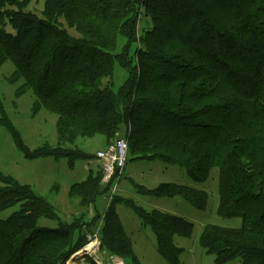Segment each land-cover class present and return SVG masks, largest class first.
<instances>
[{
	"label": "trees",
	"instance_id": "1",
	"mask_svg": "<svg viewBox=\"0 0 264 264\" xmlns=\"http://www.w3.org/2000/svg\"><path fill=\"white\" fill-rule=\"evenodd\" d=\"M0 0V66L10 61L15 96L29 91L33 113L54 114L56 145L28 149L4 119L26 158L64 157L72 168L95 154L74 146L100 134L122 138L129 159L180 166L194 183L217 172L216 212L238 227L204 225L198 242L213 264H264V0ZM70 29L73 32H70ZM118 38H124L117 49ZM133 47V48H132ZM126 72L113 89V66ZM100 164L70 184L81 209L62 220L31 186L0 173V264H65L87 242L99 216L86 210L105 193ZM141 194L180 197L205 209L208 193L190 184L137 185ZM130 208L154 235L156 250L180 264L193 223L160 209L113 196L99 230L101 249L124 264H142L125 234L116 205ZM42 219L55 227L38 226ZM97 264L88 256L75 257Z\"/></svg>",
	"mask_w": 264,
	"mask_h": 264
},
{
	"label": "rangeland",
	"instance_id": "2",
	"mask_svg": "<svg viewBox=\"0 0 264 264\" xmlns=\"http://www.w3.org/2000/svg\"><path fill=\"white\" fill-rule=\"evenodd\" d=\"M43 4L44 0H30L25 10L40 15ZM70 32L73 31L70 29ZM123 42L124 38H118V50ZM12 70L13 65L10 61L0 66V119L12 124L18 131L23 144L30 150L45 144L55 146L57 142L56 116L44 109L33 113L31 104L34 97L29 91L19 97L15 96L16 84L8 81ZM126 77V72L115 62L111 87L117 89ZM104 144V137L96 134L91 138H77L74 146L93 154L97 149L104 148ZM89 160H77L70 168L64 157L46 155L33 159L26 158L5 125L0 122V173L11 175L18 182L31 186L36 193L44 196L55 207L62 220H69L73 214L81 210L77 205V199L68 195V189L70 184L85 178L86 164ZM125 164V172L114 187L112 197L119 195L131 199L136 205H141L146 209L155 206L156 209L182 216L191 221L193 229L190 237H174L175 245L183 248L179 257L180 264H213V255L207 254L198 242L204 225L208 223L223 227L240 225L238 217H221L216 212L218 170L212 168L206 181L194 183L186 174L185 169L180 166L168 165L160 161L129 159L128 155ZM160 182L190 184L205 190L208 193L206 208L196 209L180 197L157 198L141 194L137 190V185L151 188ZM112 189L113 187L96 197L94 205L86 210L84 220L89 221L98 215V222L100 221ZM17 208L18 204L0 209V219L7 218ZM115 209L125 234L132 242L134 254L140 262L142 264H169L157 252L155 238L150 228L141 225L132 210L123 204H117ZM38 226L55 227L56 223L42 219L38 222ZM73 258L69 262L67 260L65 264H87L82 259L73 261ZM225 264L238 263L229 261Z\"/></svg>",
	"mask_w": 264,
	"mask_h": 264
},
{
	"label": "built area",
	"instance_id": "3",
	"mask_svg": "<svg viewBox=\"0 0 264 264\" xmlns=\"http://www.w3.org/2000/svg\"><path fill=\"white\" fill-rule=\"evenodd\" d=\"M127 149V142L122 138H118L109 141L104 149L95 152V157L99 160L101 166V184L108 186V189L113 187L107 205L112 197L114 187L123 173L127 159ZM103 212L100 221L96 224L92 233L88 235L87 242L71 254L68 258V262L72 257L88 256L97 264H124L123 260L120 258L112 255L108 256L105 251L101 249L99 230L102 224Z\"/></svg>",
	"mask_w": 264,
	"mask_h": 264
},
{
	"label": "crops",
	"instance_id": "4",
	"mask_svg": "<svg viewBox=\"0 0 264 264\" xmlns=\"http://www.w3.org/2000/svg\"><path fill=\"white\" fill-rule=\"evenodd\" d=\"M106 147V144H104V148ZM104 148H101V149H104ZM101 149H97L96 151H98V150H101ZM95 151V152H96ZM94 152V153H95ZM100 164V162H99V160L98 159H91V160H89L88 162H87V164H86V169H87V171H88V169H96L97 167H98V165ZM125 166H126V164H125ZM124 172H125V167H124V169H123V173H122V175H121V177L119 178V180L118 181H120V179L122 178V176H123V174H124ZM155 206H153V208H154ZM149 209H151V208H149Z\"/></svg>",
	"mask_w": 264,
	"mask_h": 264
}]
</instances>
